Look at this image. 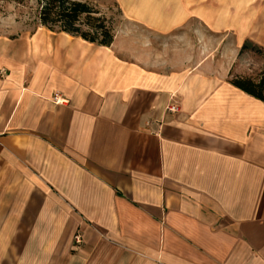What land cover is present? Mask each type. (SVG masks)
Listing matches in <instances>:
<instances>
[{"label": "crops", "instance_id": "obj_1", "mask_svg": "<svg viewBox=\"0 0 264 264\" xmlns=\"http://www.w3.org/2000/svg\"><path fill=\"white\" fill-rule=\"evenodd\" d=\"M116 2L172 29L164 0ZM17 28L0 33V264H264V102L200 58L136 56L128 29L103 46Z\"/></svg>", "mask_w": 264, "mask_h": 264}, {"label": "rangeland", "instance_id": "obj_2", "mask_svg": "<svg viewBox=\"0 0 264 264\" xmlns=\"http://www.w3.org/2000/svg\"><path fill=\"white\" fill-rule=\"evenodd\" d=\"M87 1L111 18L115 34L131 31L128 42L136 56L167 63L179 58L187 68L200 58L226 79L256 78L264 71V0H164L172 29L153 34L125 18L116 0ZM39 6V0H0V33L32 31L39 25ZM245 40L262 50L240 51Z\"/></svg>", "mask_w": 264, "mask_h": 264}, {"label": "trees", "instance_id": "obj_3", "mask_svg": "<svg viewBox=\"0 0 264 264\" xmlns=\"http://www.w3.org/2000/svg\"><path fill=\"white\" fill-rule=\"evenodd\" d=\"M21 2L23 0H14ZM38 23L51 31H63L98 45L110 46L115 32L111 18L102 14L87 0H39ZM118 5V4H117ZM261 51L249 40L241 45L243 50ZM227 81L252 97L264 102V71L256 78L230 77Z\"/></svg>", "mask_w": 264, "mask_h": 264}, {"label": "built area", "instance_id": "obj_4", "mask_svg": "<svg viewBox=\"0 0 264 264\" xmlns=\"http://www.w3.org/2000/svg\"><path fill=\"white\" fill-rule=\"evenodd\" d=\"M5 73V69L4 68H0V74H4ZM52 100L57 103H65L67 101V99L60 93V92H55ZM167 109L169 111L175 112L178 110V105L177 104H170L167 106ZM76 242H80L79 236H76Z\"/></svg>", "mask_w": 264, "mask_h": 264}]
</instances>
